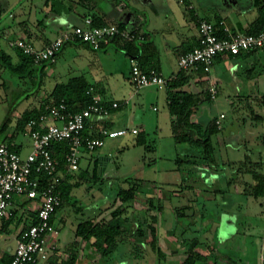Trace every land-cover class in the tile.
<instances>
[{
  "label": "rangeland",
  "instance_id": "obj_1",
  "mask_svg": "<svg viewBox=\"0 0 264 264\" xmlns=\"http://www.w3.org/2000/svg\"><path fill=\"white\" fill-rule=\"evenodd\" d=\"M46 2L47 0H0V30L2 27H7L10 37L26 36L20 32L21 23H25L35 31V23L44 21L49 15L45 12ZM62 2L68 7L75 5V2L70 0H48V4L57 13L66 11L61 7L64 5ZM40 5L45 6L44 10ZM6 50L13 60L18 59V53L14 48L7 47ZM56 60L54 64L49 65L50 70L47 73L38 75L34 87H32L31 75L19 77L6 68H0V128L8 119L6 130H0V141L8 139L10 142L8 136L14 131V126L23 111L40 101L37 99V93L40 92L38 86H41V91H48L56 84H66L76 78L75 81L79 85H94L105 98L122 99L134 93V96H130L132 101L129 107H133L136 102L135 107L139 108L143 119L132 120L128 117L130 113H124L120 108L117 114L112 113L113 116H117L113 121L115 127L126 123L131 129L133 125H137L141 128V133L137 135L130 131L117 137L105 136L101 146L82 153L79 168L71 171V175L72 180L76 181L81 179L79 176L85 171V177L72 186L68 198L64 199L58 209L54 218L58 233L53 234L52 240H74L75 228L79 221L88 218L107 220L115 208L123 205L126 207L120 242L124 244H120L113 255L123 256L127 252L124 257L136 260L140 252L143 257L145 256V260L140 261L139 264H151V259L156 253L152 247V227L157 226L164 231L166 225L174 222L182 210L190 211L191 203H194L188 199V195H190L189 187L196 179L188 175L187 179L180 181V177L176 175L178 167L189 171L192 162L184 158L186 156L182 155L179 147L181 143L175 141L173 119L168 112L166 99L162 97L157 99L156 96L158 92L162 94L167 91V86L149 85L137 88L131 83L132 65L137 59L134 57L132 61L131 56L119 45L110 46L106 50H95L84 43H68L58 52ZM61 68H64V71ZM33 74H36V71ZM16 92H19L17 97ZM154 106L159 109H154ZM258 106L245 98L241 112L238 109L228 112L226 121L231 116L233 118H231V133L225 143L228 153L224 152L223 146L215 138L216 166L220 167L221 163L230 161L234 163L233 174L248 181L245 186L249 199L247 212L251 215L249 220L252 219L248 221V225L253 224L255 228L264 227V198H261L263 201L261 207L251 185V182H256L255 173H261L258 182L264 186V106ZM256 113L262 118H255ZM238 128L243 129L244 132L246 130L247 134L245 135L244 132L235 134ZM28 132V126L18 130L16 140L18 142L25 140ZM139 137L145 139L143 143L137 141ZM191 146L192 149L199 150ZM29 150V146L24 143L21 153L25 154ZM100 157L103 158L100 160ZM96 159L98 160L95 161ZM96 169L97 175H94ZM219 176L222 175L219 173ZM229 177L231 178V176L222 178L225 180ZM224 185L225 183H221L220 187ZM121 188H134L136 193L133 200L126 204L122 203L118 194ZM176 192H182L181 199H177L178 196L176 198ZM196 204L197 202L193 205L196 207ZM29 205L32 206L33 203L29 201L24 205L17 204L13 216L0 219L3 223L0 225V242L5 239L3 243L5 242L4 244L13 250L18 232L33 219L27 207ZM187 220L189 222L190 219ZM235 220L231 217L229 221L234 224ZM254 236L259 244H262V250L258 252V260L255 261L251 255L249 263L264 264V236L261 237L259 230ZM170 239L173 243L174 239L167 238ZM125 242L145 244H142L141 249L131 247L127 250ZM172 243L168 247H172ZM248 247L251 253L253 246L249 244Z\"/></svg>",
  "mask_w": 264,
  "mask_h": 264
},
{
  "label": "crops",
  "instance_id": "obj_2",
  "mask_svg": "<svg viewBox=\"0 0 264 264\" xmlns=\"http://www.w3.org/2000/svg\"><path fill=\"white\" fill-rule=\"evenodd\" d=\"M70 1L75 2V5L68 7L63 1L62 4L64 5H61V7L66 11L62 13L53 11L54 9L48 4V0L46 8L40 5L43 10L45 8L46 13L48 12V17L44 21L35 23V31L30 29L27 24L21 23L20 32L26 34V36L21 37L31 40L36 46H43L63 31L75 25L83 24L85 17L88 16L99 23L123 24L127 27L137 28L147 34V39L144 43H137L141 47L138 57H136L137 63L144 69H153V64H156L158 71L166 76L178 71L177 58L181 53L198 45L199 31L197 21L199 18L215 22L220 31L223 26H227L234 31H248L259 16L260 6L264 4V0ZM8 30L7 27H2L0 30V47L7 53L9 52L6 48H11L7 41L9 38H13L9 36ZM75 43L84 42L78 41ZM84 44L90 46L87 43ZM114 45L117 44L110 43L98 50H106ZM56 61L36 65V74H31L32 87H34L38 75L42 76L47 73L50 70L49 65L54 64ZM63 69L61 68L62 71H64ZM186 73L188 74V81L183 88L200 97L196 109L189 115V121L200 125L205 130L206 128H213L215 118L221 112L225 113V117L220 127L215 124L217 131L211 135L214 147L213 161H206L199 150L192 149V146L187 142H179L174 136L175 141L181 143L179 147L182 155L186 156L184 158L192 162L190 170L188 169L189 171L178 167L179 170L177 169L176 175L178 178L180 177V181L187 179L188 175H192L196 179L192 186L189 187L190 195H188V199L191 202H197V204L195 207L194 203H191L190 211L182 210L176 216L174 222L166 225L164 231L154 226L156 240L158 238V244L155 242V245L160 249V254L155 253V256L151 259V264H184L183 262L190 251L201 254L205 259L204 261L196 259L194 264H250L251 255L257 261L259 258L258 252L262 250V244H259L254 235L259 230L261 237H263L264 227L255 228L253 224L248 225V221L252 220H249L251 215L247 212L249 199L245 186L248 181L246 178H237L233 174L232 166H234V163L230 161L221 163L220 167L216 166L215 138L223 146L224 152L228 153L225 149V143L231 133L230 126L232 125V116L226 121L228 112L235 109L241 112L245 98L258 104V107L264 106L262 101L264 97V46L249 51H242L238 54L218 55L214 60L211 71L208 73L201 69ZM212 82L217 88L215 98H212L209 92V86ZM131 83H133L132 80ZM90 86L94 85L91 84ZM40 87L38 86L40 92L37 90V99H40V101L37 105L35 102L34 106L27 109L38 107L53 90L52 88L48 91H41ZM97 92L107 101L116 100L119 102L117 107L111 108L110 115L95 117V120L100 122L99 125H105L113 129L124 126L129 127L126 123H123V126L115 127L113 119L117 116H113L112 113L114 115L117 114L116 112L120 108H122L121 110L124 113H130L128 117L132 120L143 119L139 108L135 107L136 102H134L135 105L133 107H129L132 101L130 96H134V93L122 98V100L105 98L99 90ZM18 94L19 92L15 93L16 97ZM156 96L157 99H160V97L165 98L168 104V89L162 94L158 92ZM126 99L128 102L124 103ZM138 102L141 103L142 101ZM153 108L159 109L156 106ZM168 112L171 118L174 119L170 111ZM255 118H262V116L256 113ZM16 127L17 123L14 126V131L8 137L10 142H13L15 147L22 152L24 143L30 148L31 142L29 135H26L25 140L22 139L18 142L16 140V132L18 131ZM133 127L138 128L137 125H133ZM138 129L139 133H141V128L139 127ZM177 130H181L180 132L189 130L194 138L199 137V133L194 127L180 126ZM243 132V129L238 128L235 134ZM244 134H247L246 130ZM219 169H221L220 172ZM219 173L222 176H219ZM223 176H231V178L224 180ZM260 177L261 173H255L256 182H251L253 192L256 190ZM221 183H225V185L220 187ZM181 196L182 192H176L177 199H181ZM254 196L258 198L257 200L262 207L263 201L261 198H264V189L261 194H254ZM231 217L236 219L234 224L229 221ZM187 219H190L189 222ZM185 222L188 224H184ZM0 223V225L3 224L2 221ZM163 233L165 234L164 236ZM169 237L174 239L173 243L171 239L167 240ZM3 241L0 242V264H8L13 249L4 244L5 242L3 243ZM52 242L56 245L55 248L50 250L48 258L40 264H66L72 251L76 253L73 264H139L140 261L145 260V256L143 257L140 252L136 260L124 257L127 252L123 256H115L113 254L108 257L101 256L91 242L83 241L77 236H75L74 240L64 241L59 239L52 240ZM171 243L174 248L173 246L168 247ZM120 244L124 243L119 242ZM125 244L127 245V250H129L131 247L141 249L142 244L145 243L133 244L132 242H125ZM249 244L253 246L251 253L248 247Z\"/></svg>",
  "mask_w": 264,
  "mask_h": 264
},
{
  "label": "built area",
  "instance_id": "obj_3",
  "mask_svg": "<svg viewBox=\"0 0 264 264\" xmlns=\"http://www.w3.org/2000/svg\"><path fill=\"white\" fill-rule=\"evenodd\" d=\"M199 43L177 58L178 71H211L216 56L238 54L264 46V27L257 32L220 28L215 22L199 18L197 21ZM115 37L128 40H143L144 32L136 28L121 27L118 23L94 25L92 17H85L84 23L63 31L43 46H36L22 37L9 38V47L28 55L34 64L52 63L58 52L68 43L84 42L93 49H101ZM134 58H132V61ZM131 80L137 88L149 85H167L176 73L166 76L155 69L144 70L137 62L132 65ZM90 101L79 109L72 108L61 98L58 102L47 103L43 111L28 120L30 150L22 154L13 142H0V219L14 215L17 204L27 206L35 214V220L24 225L17 237L15 248L8 264H40L55 248L53 234L58 233L54 224L57 208L61 205L59 185L65 174L79 168L84 151L101 146L104 137H117L128 132L137 133V127L109 128L99 125L95 117L110 115L111 108L117 107L116 100L107 101L94 86L87 89ZM210 96L216 97L217 88L212 82ZM128 100H124L127 103ZM225 113L215 118L216 126L222 125ZM96 131L98 135L84 134ZM65 143L63 164L53 154V146ZM102 157H100V160Z\"/></svg>",
  "mask_w": 264,
  "mask_h": 264
},
{
  "label": "trees",
  "instance_id": "obj_4",
  "mask_svg": "<svg viewBox=\"0 0 264 264\" xmlns=\"http://www.w3.org/2000/svg\"><path fill=\"white\" fill-rule=\"evenodd\" d=\"M94 25H101L104 23H99L93 19ZM121 27H126V25L119 24ZM264 27V4L259 8V16L253 22L252 27L247 32H257ZM134 28V27H131ZM137 29V28H136ZM220 35H224L221 31ZM143 40H128L122 39L119 37H115L111 40V43H115L121 47L123 51L129 54L131 57H138V53L141 50V47L136 45L137 43H144L147 39V34L144 32ZM103 48V47H102ZM18 53V59L13 60L10 53L5 52L0 47V68L8 69L12 74L18 75L19 77H28L34 71L36 64L32 62V59L22 53L20 50L15 49ZM139 64V63H138ZM140 65V64H139ZM141 66V65H140ZM142 67V66H141ZM143 68V67H142ZM155 70H158L157 65H153L152 67ZM144 69V68H143ZM144 70H150V68H145ZM76 78L71 79L66 84H56L48 95L47 99L40 103L38 107H33L32 109H26L23 111L22 115L17 120V129L22 130L25 126H27V122L32 117H37L44 109L47 103L58 102L61 98H64L68 104L74 108L79 109L83 108L90 101V94L87 92L89 85L78 84L75 81ZM75 81V82H73ZM188 81V74L185 71H177L176 76L171 78L167 83L168 89V110L174 116L173 119V131L176 140L184 141L199 148V151L202 154L203 159L206 161L214 160V147L211 141V135L217 131L215 124H213V128H203L195 123L189 121V115L196 109L198 102L200 101V97L196 94L191 93L189 90L183 88V86ZM69 90L70 92L66 91ZM264 103V97L262 98ZM100 123V122H98ZM8 125V119L5 120L0 130H4ZM105 126V125H103ZM180 126L184 127H194L197 129L199 133V137L194 138L192 133L188 131L180 132L177 129ZM84 134H88L91 136L98 135L96 131L89 132V129L86 128L84 130ZM139 135V131L136 133ZM143 137H139L137 141L139 143L144 142ZM64 148H66L65 143H60L53 146L52 151L53 154L59 160L60 166L63 164L64 156ZM96 159L95 161H97ZM94 175H97V169L94 170ZM85 177V171L82 172L79 176V180H72L71 172L65 174L62 179L59 189L61 191V205L62 206L64 199L68 198L70 190L73 185L80 182ZM264 186L262 183L258 182L256 185V190L254 191L255 195H259L262 193ZM136 190L134 188H121L118 192L119 196L122 199V203L126 204L129 201L133 200L135 197ZM152 203V202H151ZM126 206H118L111 213L110 217L107 220H94V219H84L79 221L75 228V235L80 237L81 240L91 242L92 246H94L95 250L101 256L108 257L111 256L118 248L120 240V235L122 234V223L124 221L123 214L125 212ZM33 220H35V214L32 213ZM152 247L155 252L159 255L160 249L156 247V233L155 228L152 227ZM76 258L75 251H72L70 257L66 261V264H73ZM11 259V258H10ZM196 259H201L204 261V257L201 254H198L194 251L188 252L187 257L184 260V264H194ZM10 261V260H9Z\"/></svg>",
  "mask_w": 264,
  "mask_h": 264
}]
</instances>
